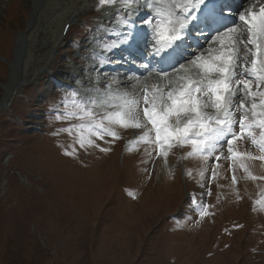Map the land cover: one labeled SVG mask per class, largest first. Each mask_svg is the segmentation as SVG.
Listing matches in <instances>:
<instances>
[{
    "label": "rangeland",
    "instance_id": "obj_1",
    "mask_svg": "<svg viewBox=\"0 0 264 264\" xmlns=\"http://www.w3.org/2000/svg\"><path fill=\"white\" fill-rule=\"evenodd\" d=\"M113 11L98 0H0V264H264V208L257 203L264 180H246L237 167L233 186L228 160L184 159L188 148L174 149L167 166L147 157L144 145L129 152L140 129H121L114 143L97 141L106 153L56 134L68 126L55 119L61 100L89 87L72 78L81 68L73 63L77 42L69 41L87 24L80 23L98 16L97 27ZM94 32L83 54L88 41L98 46ZM70 146L77 151L66 155ZM233 148L254 155L244 142ZM181 162L194 166L184 174L191 195L180 181ZM245 163L264 176L260 161ZM200 203L211 206L203 219Z\"/></svg>",
    "mask_w": 264,
    "mask_h": 264
},
{
    "label": "snow or ice",
    "instance_id": "obj_2",
    "mask_svg": "<svg viewBox=\"0 0 264 264\" xmlns=\"http://www.w3.org/2000/svg\"><path fill=\"white\" fill-rule=\"evenodd\" d=\"M98 4L114 9V24L101 29L104 37L112 39L97 41L101 51L93 52V60L101 66L112 63L106 54L120 50L125 62H134L148 37L152 49L148 55L171 66L174 74L158 70V81L143 83L138 89L133 86V91L122 88L113 76L106 87L97 82L92 88L66 93L55 119L68 126L57 129L56 134L72 136L79 149L97 148L106 153L110 149L97 141L114 143L121 139V129H140V135L129 141V152L144 145L147 157L153 161L159 158L167 166L174 149L188 148L184 159L207 162L224 157L231 161L228 168L233 172V186L238 183L237 167L246 180H264L245 163L258 160L264 164V0L229 10L228 15L223 0H98ZM196 22L204 26L197 30H211L208 46L197 44L200 50L179 63L186 52L182 47L185 37ZM152 71L150 64H142L141 75L135 80L139 84L141 76ZM242 139H247L259 155L234 150V142ZM70 147L72 151L66 155L77 151ZM205 171L199 172L202 180ZM217 175L212 167L211 179ZM257 203L264 208V201ZM210 207L198 205L201 219L211 214Z\"/></svg>",
    "mask_w": 264,
    "mask_h": 264
},
{
    "label": "bare ground",
    "instance_id": "obj_3",
    "mask_svg": "<svg viewBox=\"0 0 264 264\" xmlns=\"http://www.w3.org/2000/svg\"><path fill=\"white\" fill-rule=\"evenodd\" d=\"M39 3V2H38ZM253 3H255V0H247V3H241L240 5H239V8H241V6H243V7H248L249 5H251V4H253ZM259 7V5H257V8ZM36 9H35V11H34V13L36 14L39 10H40V12L42 11V9L39 7V6H37V7H35ZM238 8V9H239ZM111 15H112V13L109 15V16H106L107 18H104V20H103V26L102 27H100V30L99 29H94V28H92L91 29V31H93V30H95V34L96 35H98V34H100V32L102 31L101 29L103 28V27H112V25H113V23H114V21L111 19ZM237 20H238V18L237 17H235ZM32 23H33V21H32ZM30 24V26L29 27H32V29L34 28V26H33V24ZM31 29V30H32ZM31 30H29V31H31ZM83 41H86L87 42V40L86 39H83V40H81V43L83 42ZM51 44V43H50ZM87 46H86V48H87V51L89 50L88 48H89V46L91 45V43L90 44H86ZM206 45H208V44H206ZM81 46V45H80ZM84 51V50H83ZM87 51H86V53L84 52V54H83V52H82V56L79 58V59H76V61L74 62L76 65H78L79 66V68H81V71L80 72H78L77 74H76V78H79V79H85L86 78V80H85V82H90L92 79H94V76H93V74H89L88 76H86L85 74H84V72L85 71H89V70H97V69H100L101 67L99 66V64H98V61L97 60H92L91 61V63H90V66L89 67H85V68H83L82 69V67H84V66H86V62H85V60H84V57L86 56V54H87ZM95 52H99L100 51V49H98V50H94ZM21 54V53H20ZM18 57H19V54H18ZM20 59V58H19ZM22 63V62H21ZM114 64V63H113ZM121 73V72H120ZM172 74H174V72H172ZM111 77H113V76H110V77H108V76H103L101 79H98L99 80V82L100 83H102L103 85L104 84H106V83H108L107 81H105V82H102V81H104V79H111ZM116 78L117 77H119V80L121 81V83H122V85H124L123 87H125V86H127V89H128V91H131V90H133L134 89V87L133 86H135V88H137L138 89V83H137V81L135 80V79H130V80H128V79H125L124 77H120L119 75H117V76H115ZM97 80V81H98ZM143 81H145V83H147L148 84V79L146 78V79H144ZM142 81H140V83H141Z\"/></svg>",
    "mask_w": 264,
    "mask_h": 264
},
{
    "label": "trees",
    "instance_id": "obj_4",
    "mask_svg": "<svg viewBox=\"0 0 264 264\" xmlns=\"http://www.w3.org/2000/svg\"><path fill=\"white\" fill-rule=\"evenodd\" d=\"M83 35L82 33H79L77 36ZM2 65V64H1ZM4 72V70H1V74Z\"/></svg>",
    "mask_w": 264,
    "mask_h": 264
}]
</instances>
